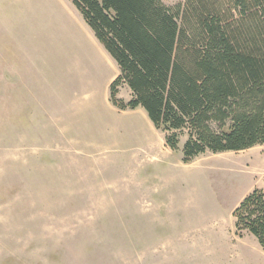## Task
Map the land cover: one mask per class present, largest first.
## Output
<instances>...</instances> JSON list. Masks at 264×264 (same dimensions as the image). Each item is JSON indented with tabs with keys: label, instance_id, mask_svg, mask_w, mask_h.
Wrapping results in <instances>:
<instances>
[{
	"label": "rangeland",
	"instance_id": "1",
	"mask_svg": "<svg viewBox=\"0 0 264 264\" xmlns=\"http://www.w3.org/2000/svg\"><path fill=\"white\" fill-rule=\"evenodd\" d=\"M203 1L253 28L236 0ZM118 73L69 0H0V264H264L232 217L264 188L262 163L245 150L183 164L185 130L171 152L153 128L150 149L144 111L109 102Z\"/></svg>",
	"mask_w": 264,
	"mask_h": 264
},
{
	"label": "trees",
	"instance_id": "2",
	"mask_svg": "<svg viewBox=\"0 0 264 264\" xmlns=\"http://www.w3.org/2000/svg\"><path fill=\"white\" fill-rule=\"evenodd\" d=\"M69 1L118 68L111 105L141 108L172 152L185 130L183 164L264 144V20L254 17L264 0H236L251 29L223 21L203 0L183 11L161 0ZM184 13L191 23L180 26ZM123 86L126 102L117 98ZM232 217L235 236L249 234L264 253V188L247 194Z\"/></svg>",
	"mask_w": 264,
	"mask_h": 264
},
{
	"label": "crops",
	"instance_id": "3",
	"mask_svg": "<svg viewBox=\"0 0 264 264\" xmlns=\"http://www.w3.org/2000/svg\"><path fill=\"white\" fill-rule=\"evenodd\" d=\"M118 75V74H117ZM123 87H125V86H123ZM126 88V87H125ZM127 89V88H126ZM127 91H128V93H129V98H130V92H129V90L127 89ZM129 98L127 99V100H125V102L126 101H128L129 100ZM138 109H141V108H137V109H135V110H130V111H121L122 113H125V114H127L129 117H132L131 115H133L132 113H134L136 110H138ZM134 114H137L136 112L134 113ZM140 118H138V119H136V118H134L135 119V121H134V123L135 124H133L134 126V129H135V127H137L136 125L138 124V122H141V123H143V116H139ZM149 121V120H148ZM151 124V123H150ZM152 125V124H151ZM118 126V125H117ZM117 126H115V128L117 127ZM146 127V131H147V134H148V138H149V140L151 141V144H150V146H149V148L150 149H152L151 147H155L156 145H157V142L155 143V145H154V139H158L157 137L155 138V136H154V131L152 130L154 127H152V128H150V127H148V126H145ZM155 129V128H154ZM119 130V129H118ZM117 130V131H118ZM251 149H253V150H251ZM249 151H250V154H252L254 157H257L258 158V160L262 163V165H263V170H262V172H261V174L260 175H264V144L263 145H260V146H255V147H252V148H250V149H248ZM172 152V151H171ZM259 156V157H258Z\"/></svg>",
	"mask_w": 264,
	"mask_h": 264
},
{
	"label": "bare ground",
	"instance_id": "4",
	"mask_svg": "<svg viewBox=\"0 0 264 264\" xmlns=\"http://www.w3.org/2000/svg\"><path fill=\"white\" fill-rule=\"evenodd\" d=\"M66 45H67V43H66ZM81 61L80 62H82V63H86V60H88V57H82L81 59H80ZM137 157V156H136ZM138 159V158H137ZM139 162V161H138ZM198 232V231H197Z\"/></svg>",
	"mask_w": 264,
	"mask_h": 264
}]
</instances>
